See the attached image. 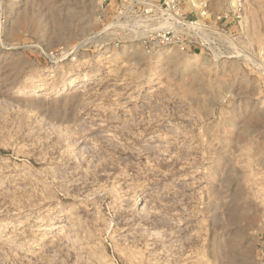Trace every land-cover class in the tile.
I'll list each match as a JSON object with an SVG mask.
<instances>
[{
    "label": "rangeland",
    "instance_id": "1",
    "mask_svg": "<svg viewBox=\"0 0 264 264\" xmlns=\"http://www.w3.org/2000/svg\"><path fill=\"white\" fill-rule=\"evenodd\" d=\"M244 3L219 59L149 42L119 0H0V264L264 261V0Z\"/></svg>",
    "mask_w": 264,
    "mask_h": 264
},
{
    "label": "built area",
    "instance_id": "2",
    "mask_svg": "<svg viewBox=\"0 0 264 264\" xmlns=\"http://www.w3.org/2000/svg\"><path fill=\"white\" fill-rule=\"evenodd\" d=\"M244 4V0H229V8L216 16L204 5L202 13L190 5L187 13L183 0H119L116 20L147 36L149 42L176 47L182 54L201 48L223 59L229 53L230 27H242Z\"/></svg>",
    "mask_w": 264,
    "mask_h": 264
},
{
    "label": "bare ground",
    "instance_id": "3",
    "mask_svg": "<svg viewBox=\"0 0 264 264\" xmlns=\"http://www.w3.org/2000/svg\"><path fill=\"white\" fill-rule=\"evenodd\" d=\"M192 2V4H193V6L198 10V12H200V13H202L203 11V7L201 6V3H200V1L199 0H189V2ZM242 25H244V20H243V22H242ZM262 49V48H261ZM264 49V48H263ZM262 49V50H263ZM123 52H121V53H123V54H126L127 52H128V55L126 56V58L127 59H134L135 58V55H137L138 54V50H137V48H136V45L134 44V45H128V46H126V47H124V49L122 50ZM261 52V51H260ZM259 54V53H258ZM261 54V53H260ZM262 55V54H261ZM191 58H189L190 60V62H189V65H188V67H190L191 66V64L192 63H194V62H196L199 58H200V56L199 55H194V56H190ZM220 59V58H219ZM214 60H215V58H214ZM214 60H208V59H206V61H205V65H209L210 67H212V68H216L218 65L220 66V63H222V62H220V60H218V62H215ZM186 62V61H185ZM257 63L256 64H258V66L259 67H261L263 70H264V63H263V60L261 61V60H259V61H256ZM195 64H197V63H195ZM193 67V66H192ZM88 79V75H85L84 76V79L83 80H77L76 78H71V79H69V80H66L67 82L65 83V84H63V86L61 87V89L59 90V92H61V91H63V90H66V89H73V88H75V87H79V84L81 83V82H84V81H86ZM29 91V90H28ZM40 91V90H39ZM37 89H31L30 91H29V94L30 95H36V94H39L40 92H39ZM47 94H49V92L48 93H46L45 95L47 96Z\"/></svg>",
    "mask_w": 264,
    "mask_h": 264
}]
</instances>
